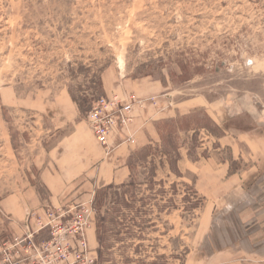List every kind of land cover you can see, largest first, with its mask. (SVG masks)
I'll return each instance as SVG.
<instances>
[{
  "label": "rangeland",
  "instance_id": "1",
  "mask_svg": "<svg viewBox=\"0 0 264 264\" xmlns=\"http://www.w3.org/2000/svg\"><path fill=\"white\" fill-rule=\"evenodd\" d=\"M131 93L160 95L165 111L154 113L158 136L145 144L148 159L139 158L143 145L135 153V186L106 189L99 209L93 200L105 185L91 190L86 175L65 169L76 161L66 137L75 123L88 125L91 109L81 112L71 95L92 107ZM251 101L264 109V0H0V202L11 194L27 201L35 192L39 203L28 214L37 225L48 209L75 212L92 203L96 243L85 264H99L100 216L107 218L103 264H264L243 248L233 253L247 232L234 212H213L205 200L192 209L203 194L197 174L180 169L178 176L175 155L167 154L174 132L194 159L200 152L231 157L228 146L212 150L209 132L222 133L221 119L226 129H251ZM44 169L55 175L50 183ZM123 194L145 200L138 216L136 209L116 212ZM16 227L0 203V246L21 233ZM50 237L44 228L36 241Z\"/></svg>",
  "mask_w": 264,
  "mask_h": 264
},
{
  "label": "crops",
  "instance_id": "2",
  "mask_svg": "<svg viewBox=\"0 0 264 264\" xmlns=\"http://www.w3.org/2000/svg\"><path fill=\"white\" fill-rule=\"evenodd\" d=\"M151 96L157 98L156 105L147 102L142 111L137 109L134 112L135 121L131 132L134 141L126 140L125 128L117 130L110 138L109 152L98 141L88 123V125L75 123L74 131L66 137L65 142L71 143L70 152L76 157V161L65 167L66 171L77 173V177L86 175L90 179L91 190L101 184L121 185L129 182L132 176L130 158L139 149L144 148L142 145L151 143V137L157 138L158 133L153 124L154 113L157 110L156 113L161 115L165 111L160 95L141 97ZM251 103L254 105V107L251 105V129L234 127L226 129L223 126L225 120L216 119L217 124L223 129L222 133L215 135L209 132L215 141L212 150L220 152L222 148L228 146L231 157L220 158V154L215 152L209 156L200 152L198 158L194 159L191 148L183 149L178 145L181 154L178 164L183 172L190 170L197 174V187L203 193L200 195L205 198V202L211 204L213 212H234L239 221V230L247 231L244 232L243 244V241H239L231 245L233 253L243 248L244 254H251V261L252 257L260 256L263 257L260 262L264 263V109L252 101ZM144 115H152V119ZM195 130L191 128L188 132ZM202 149L196 148L197 151ZM55 174L58 175L57 172ZM54 176L50 169H44L42 172L45 182L50 183ZM29 195L33 198L28 196L27 201H20L17 196L11 194L0 202L4 210L14 216L16 228L21 230V233L15 234L14 237L23 238L26 233L34 232L39 238V233L44 230L40 226L37 227V222L30 216L31 213L28 214L33 206L35 208L39 203L35 192ZM50 196L58 198L59 194ZM19 197L26 198L25 194H20ZM92 226L87 230V238L89 243L94 245L96 233Z\"/></svg>",
  "mask_w": 264,
  "mask_h": 264
},
{
  "label": "built area",
  "instance_id": "3",
  "mask_svg": "<svg viewBox=\"0 0 264 264\" xmlns=\"http://www.w3.org/2000/svg\"><path fill=\"white\" fill-rule=\"evenodd\" d=\"M156 105L155 96L148 98L131 93L125 97H101L94 102L87 115L89 127L98 141L110 149L112 134L126 129L129 142H133L134 112L141 111L146 103ZM80 207V206H79ZM47 221L38 220L41 229H50L51 237L36 241L34 232H28L23 238L14 237L0 246V264H85L92 261V251L87 239V230L92 224V203H82L80 209L46 212Z\"/></svg>",
  "mask_w": 264,
  "mask_h": 264
},
{
  "label": "trees",
  "instance_id": "4",
  "mask_svg": "<svg viewBox=\"0 0 264 264\" xmlns=\"http://www.w3.org/2000/svg\"><path fill=\"white\" fill-rule=\"evenodd\" d=\"M72 99L73 101L78 105L79 109L81 110V112H84V111H87V108H91V105L87 104L89 102V99L88 98H84V97H77L75 94H72ZM89 108V109H90ZM167 141H168V144L170 146V150L167 151L169 154H172L174 153L175 157L174 159L172 160V163H171V167H172V170L175 172V174H177L178 176H181V172H180V169H179V165H178V162H179V159L181 157V154L179 152V146L177 144H175V135H174V132H169L168 135H167ZM151 146H147L145 147V150H143L141 153H140V157L139 158H143V160H147L150 153H151V150H150ZM135 158V154L132 155V157L130 158V164H131V168L133 165L136 164V160H134ZM154 163V162H153ZM156 163V162H155ZM152 169V178L149 180L150 184L151 185H155V177H156V166L153 164V166L151 167ZM132 178V177H131ZM131 181V182H130ZM129 182L127 183H124L123 185H126V186H135V182L133 180H130ZM115 187L114 184H111V185H106L105 187H102L101 189H99L97 191V194L95 195V199L93 200L95 203H93L94 206H98L99 205V209L100 207H102L104 204H105V200L106 198L109 196V194H101L103 193L106 189H109V188H113ZM196 193L195 195H198L197 191L195 190ZM124 195V194H123ZM127 194L124 195V197L120 198L119 200H116L115 202L118 204V206H116V212L119 211V213H121V208H129L131 210L134 211V209L137 210V213L135 216H138L139 212H141V210H138L137 209V204L139 201H142V206H145L147 203L145 202V200H143L142 198H137L135 194H131L130 198H127L126 196ZM200 195V194H199ZM186 197V196H185ZM150 200H152L150 198ZM171 200V199H170ZM205 200V198L203 196H200L197 198V202L192 204V209H197L201 206V202ZM108 209L110 208H107L106 212L108 211ZM109 213V211H108ZM142 213H140L141 215ZM139 215V216H140ZM106 217L103 218L102 216L99 217V219L97 220V225H98V232H97V240H98V243H99V248H98V253H99V264H103L104 262V258H103V250H104V237L102 236V229L105 227V221H106ZM118 224V223H117ZM135 226H138L136 224V222H134L132 224V228L135 227ZM120 234V232H118L116 235ZM131 235H135V234H131ZM140 247V245H139ZM106 250V248H105ZM177 258H180V257H177ZM130 261V260H129ZM97 264V263H96Z\"/></svg>",
  "mask_w": 264,
  "mask_h": 264
}]
</instances>
